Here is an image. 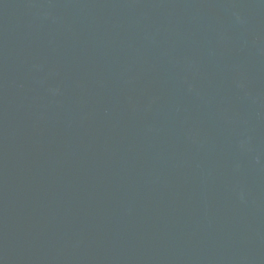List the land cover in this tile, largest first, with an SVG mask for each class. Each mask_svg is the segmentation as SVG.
Returning <instances> with one entry per match:
<instances>
[{
	"label": "water",
	"instance_id": "95a60500",
	"mask_svg": "<svg viewBox=\"0 0 264 264\" xmlns=\"http://www.w3.org/2000/svg\"><path fill=\"white\" fill-rule=\"evenodd\" d=\"M0 264H264V0H0Z\"/></svg>",
	"mask_w": 264,
	"mask_h": 264
}]
</instances>
